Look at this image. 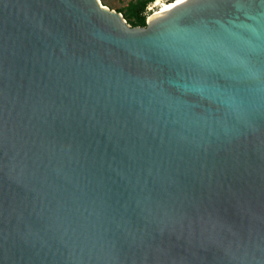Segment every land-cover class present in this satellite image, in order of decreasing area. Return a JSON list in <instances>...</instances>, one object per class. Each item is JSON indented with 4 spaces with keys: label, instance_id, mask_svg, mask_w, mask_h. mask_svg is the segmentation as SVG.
<instances>
[{
    "label": "water",
    "instance_id": "obj_1",
    "mask_svg": "<svg viewBox=\"0 0 264 264\" xmlns=\"http://www.w3.org/2000/svg\"><path fill=\"white\" fill-rule=\"evenodd\" d=\"M0 264H264V0H0Z\"/></svg>",
    "mask_w": 264,
    "mask_h": 264
},
{
    "label": "rangeland",
    "instance_id": "obj_2",
    "mask_svg": "<svg viewBox=\"0 0 264 264\" xmlns=\"http://www.w3.org/2000/svg\"><path fill=\"white\" fill-rule=\"evenodd\" d=\"M141 1H144V0H100V2L104 6L121 13L126 22H127V19L124 17V15L127 14L130 16L131 19H133V16L131 15L132 13L131 9L137 4H139ZM142 15L145 17V25H146V23L148 22V19L150 18L151 15H153V13L152 11H148L145 7Z\"/></svg>",
    "mask_w": 264,
    "mask_h": 264
},
{
    "label": "trees",
    "instance_id": "obj_3",
    "mask_svg": "<svg viewBox=\"0 0 264 264\" xmlns=\"http://www.w3.org/2000/svg\"><path fill=\"white\" fill-rule=\"evenodd\" d=\"M152 0H144L141 1L139 4L134 6L131 11V15L133 16V19L130 18L129 15L125 14L124 17L127 19V22L131 24L132 26H144L145 25V17L142 15L146 5L148 2ZM120 11V10H119Z\"/></svg>",
    "mask_w": 264,
    "mask_h": 264
},
{
    "label": "built area",
    "instance_id": "obj_4",
    "mask_svg": "<svg viewBox=\"0 0 264 264\" xmlns=\"http://www.w3.org/2000/svg\"><path fill=\"white\" fill-rule=\"evenodd\" d=\"M170 1H175V0H152V1L147 3L146 9L148 11H152V13H154V11L157 10L158 8H160V6L163 3L170 2Z\"/></svg>",
    "mask_w": 264,
    "mask_h": 264
},
{
    "label": "bare ground",
    "instance_id": "obj_5",
    "mask_svg": "<svg viewBox=\"0 0 264 264\" xmlns=\"http://www.w3.org/2000/svg\"><path fill=\"white\" fill-rule=\"evenodd\" d=\"M177 1H180V0H175V1H171V2H166V4L163 3V4L160 6V8H158V9L153 13V15L150 16V18L148 19V21H149L150 19H152L153 17L158 16V15L161 13V11H162L165 7H167L168 5H170V4H172V3H175V2H177Z\"/></svg>",
    "mask_w": 264,
    "mask_h": 264
}]
</instances>
